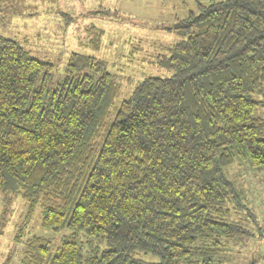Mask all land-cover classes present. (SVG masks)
Listing matches in <instances>:
<instances>
[{"label":"trees","instance_id":"16d2710c","mask_svg":"<svg viewBox=\"0 0 264 264\" xmlns=\"http://www.w3.org/2000/svg\"><path fill=\"white\" fill-rule=\"evenodd\" d=\"M198 11L165 27L175 41L150 57L168 75L116 104L104 60L72 52L51 86L53 64L0 34V194L26 202L25 221L40 207L42 228L68 232L54 249L28 238L20 264H226L252 235L225 169L264 166V0ZM88 32L99 49L103 31Z\"/></svg>","mask_w":264,"mask_h":264},{"label":"rangeland","instance_id":"374dc122","mask_svg":"<svg viewBox=\"0 0 264 264\" xmlns=\"http://www.w3.org/2000/svg\"><path fill=\"white\" fill-rule=\"evenodd\" d=\"M210 1L22 0L19 4L18 0H0V34L18 41L32 57L53 64L51 86L63 77L72 52L104 60L121 87L116 104L144 77L168 75L150 62L159 46L175 41L165 27L190 12L197 15L199 6ZM18 5L21 14L14 13ZM90 26L103 31L97 50L88 45ZM257 114L264 117V107ZM225 170L228 179L241 191L242 203L255 218V222H247L252 235L229 246L230 250L224 253L226 264H249L251 260L264 264V166L252 167L247 158L236 157ZM4 208L9 217L0 233V264H20L23 244L32 236L49 240L54 249L68 234L65 229L55 232L42 228L40 207L25 221L26 202L19 197L7 203L0 194V216ZM238 217L247 219L245 213H238ZM141 255L149 262L158 260L150 253Z\"/></svg>","mask_w":264,"mask_h":264}]
</instances>
